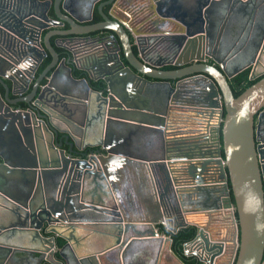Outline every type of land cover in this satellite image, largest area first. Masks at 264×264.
Returning a JSON list of instances; mask_svg holds the SVG:
<instances>
[{
  "label": "water",
  "instance_id": "water-1",
  "mask_svg": "<svg viewBox=\"0 0 264 264\" xmlns=\"http://www.w3.org/2000/svg\"><path fill=\"white\" fill-rule=\"evenodd\" d=\"M150 1L172 32H136L103 5V21L83 24L70 0H0V264L31 251L71 264L63 251L55 258L66 246L74 264H161L167 251L186 264L171 234L191 226L186 256L264 264V76L238 96L230 83L253 63L250 78L264 75V28L256 60L231 72L216 54L220 10L254 0ZM151 78L170 88L157 106L143 96ZM123 128L156 133L154 150L135 154L116 140ZM135 158L150 197L133 219L112 175ZM15 174L27 184L21 197L1 186ZM84 234L95 238L79 251Z\"/></svg>",
  "mask_w": 264,
  "mask_h": 264
},
{
  "label": "crops",
  "instance_id": "crops-1",
  "mask_svg": "<svg viewBox=\"0 0 264 264\" xmlns=\"http://www.w3.org/2000/svg\"><path fill=\"white\" fill-rule=\"evenodd\" d=\"M109 0H75L71 2V8L74 9V11L77 13L78 17L83 18L82 22L83 24H92L97 23L100 21H103V15L100 10V6H102L103 11L108 15H114L118 16L120 19H122L126 24L130 26V28H133L136 32H151L156 31H173L174 27H167V22L163 21L161 17L156 20L155 23L151 24L150 21L147 20V18L144 20V16H146L148 13L151 14V16L156 17L157 12L154 8H151L149 5H143V0H118L116 5H112L111 3H108ZM142 4H141V3ZM254 4H248L247 6H244L243 9L240 12L229 10L227 6L222 8L220 12L217 15V21L220 23V28L218 25V30L220 33L221 43L219 44L221 57L228 65V68L231 72H233L236 68L242 67L246 65L253 57L255 53L256 46L251 42L253 35H255V31L252 33L249 32L248 25L250 21H248L251 17L256 19L260 16H264V3L261 0H254ZM143 11H145L143 13ZM52 14H54V10L51 9ZM64 13L68 14L67 10H64ZM238 15L241 13V18H243V21L234 22L231 24H228V17L230 14ZM159 16V15H158ZM95 17V18H94ZM238 17V16H237ZM246 22L244 23V20ZM264 20V18H262ZM246 27V29H245ZM168 28V29H167ZM51 29V28H50ZM44 30L43 34L46 33L48 30ZM251 30V27H250ZM56 37H53L54 39ZM152 57L154 60H157L160 58V56H164V54L152 51ZM161 54V55H160ZM64 55H62L63 57ZM49 60V62L41 69L39 67L36 75H39L44 71V69L48 66V64L52 60V54L49 52L48 55L44 58L41 64ZM93 70H97V68H93ZM53 71L50 72V74ZM65 73V72H64ZM61 73L60 74V81H65L68 79L66 74ZM154 83L143 85L145 86L144 89V97H148L151 101H153V104L157 106L158 102L162 103L161 101H164V99L167 98V93L169 91V86L166 83V80H154L151 78ZM172 84H175L176 80H170ZM205 84H207L205 81H202ZM2 89V93H5L4 87L0 86ZM29 92V91H28ZM25 93V94H28ZM10 96L12 98L17 97L16 95L10 93ZM148 99V100H149ZM149 100V101H150ZM152 104V103H151ZM164 105V103L162 104ZM121 128V127H119ZM116 133V140H120L118 138H121L123 140H128L127 144L131 145V149L135 154H138L139 156H146L150 152H152L155 148L156 143V133L147 130V131H141L139 134H134L132 137V133L129 132L128 129L123 128L121 131L115 130ZM129 132V135H127ZM97 134L95 135V137ZM94 140L92 138H88L87 140ZM137 155V156H138ZM140 159L136 160L133 159L135 163H132L126 167V169H120L118 166H114L115 173L112 175L114 178L115 185H114V192L115 196L119 200V206L122 211L123 216H126L127 218H139L140 208L139 206L145 204L147 200L150 197V191L147 186V182L145 180V177L142 175L143 171L146 170V167L144 164H141L142 162L139 161ZM147 171V170H146ZM6 183V187L1 184L3 188L6 190H9L11 193H13L16 197H21L22 192L24 191L26 187V182L20 178L19 174H15L13 178H9ZM0 195H2L0 193ZM2 205V202L0 201V207ZM139 205V206H138ZM12 238V237H11ZM93 235L89 239V236L84 234L82 238H79V244L76 243V248L79 249V251L82 250L81 245H87L91 241H94ZM23 240V244H25L27 241L25 238H12V242L21 243L20 241ZM25 241V242H24ZM65 241V240H64ZM66 242V241H65ZM139 247H137V251H145L144 247H141L142 244H137ZM60 251V250H59ZM34 253V251H32ZM31 252V253H32ZM64 252V251H63ZM69 259H72L73 257V248H69L67 251ZM66 252V254H67ZM36 253V252H35ZM61 254V253H60ZM59 254V255H60ZM167 254L170 258V261L162 262L161 264H181L177 259L169 252L167 251ZM62 260H64L63 255ZM189 257V256H188ZM20 260V259H19ZM23 260V259H22ZM65 262V260H64ZM19 264H29L28 259H25L21 261ZM66 264V262L64 263Z\"/></svg>",
  "mask_w": 264,
  "mask_h": 264
},
{
  "label": "flooded vegetation",
  "instance_id": "flooded-vegetation-1",
  "mask_svg": "<svg viewBox=\"0 0 264 264\" xmlns=\"http://www.w3.org/2000/svg\"><path fill=\"white\" fill-rule=\"evenodd\" d=\"M72 1H75V0H70V5H71V2ZM256 1V0H255ZM261 1H263V3H264V0H261ZM117 2H118V0H117ZM117 2H113V3H111L112 5H116V3ZM141 3V2H140ZM252 4H254L255 2H251ZM250 3V4H251ZM142 4V3H141ZM249 4V5H250ZM143 5H151V1L150 0H143ZM152 8V7H151ZM53 9V8H52ZM51 12V11H50ZM232 12V11H231ZM52 14V13H51ZM238 16V17H237ZM111 17H118V16H114V15H111ZM257 17V16H256ZM256 17L255 18H253V17H251L248 21H250L249 22V24L248 25H250L251 24V26H248L249 27V32H251L252 30V33L255 31V35H253V37H252V40H251V42L253 43V44H255V46H256V49H255V53H254V55H253V57H252V59L250 60V61H252V60H256V55H257V58H258V56L260 55V50H262V44L260 43V40H261V36H260V34L262 33V29L264 28V20L262 19V18H264V16L263 15H260L257 19H256ZM81 18V17H80ZM95 18V17H94ZM147 18V20L148 21H150L149 23H155L156 22V20L157 19H159V17L158 16H156V17H154V16H151V14H149V15H146V16H144V20ZM157 18V19H156ZM228 19V24H231V23H234V22H238V21H243V18H241V13L240 14H238V15H234V14H230V16L227 18ZM82 20H83V18H82ZM246 20L247 19H245L244 20V23L246 22ZM250 27H251V30H250ZM51 28V29H50ZM50 28H47V29H50V30H55V29H57L58 27L57 26H53V27H50ZM245 29H246V27H245ZM50 30H48L46 33H48ZM45 34V33H44ZM220 34V33H219ZM133 37H134V33H133ZM260 44H261V46H260ZM220 46V45H219ZM218 46V47H219ZM218 52L216 53V54H218V55H220L221 56V53H220V49L218 48ZM157 60H161V57L159 58V59H157ZM212 59H210V61H211ZM156 61V60H155ZM44 64V63H43ZM43 64H40V67L43 65ZM254 65V63L251 65V66H249V67H247V68H250V69H252V66ZM263 65H264V63H263ZM167 66H174L173 68H166ZM180 66H177V65H174V64H170V63H167V64H165L164 66H163V68H166V69H175V68H179ZM247 68H245V69H247ZM244 70V69H243ZM242 70V71H243ZM240 73V72H239ZM262 76H264V75H262ZM24 103V105H25V102H23ZM25 107H26V105H25ZM167 234H170V232L169 233H167ZM58 241H59V239H57V246L59 247V245H58ZM66 243V242H65ZM64 243V244H65ZM64 246V245H63ZM63 246H60L61 247V249H62V247ZM69 246H66L64 249H62V250H58V251H56L55 252V258L56 259H60V260H62L61 258H62V256H61V254L63 255V252L62 251H64V253H65V255H68V250H69ZM1 251V250H0ZM32 252V251H31ZM31 252H24V253H22V254H19V256H20V260L18 259V255H13V263L14 264H19L21 261H23V260H25V259H28V263L29 264H45V263H47V262H49V261H47V260H45V259H48V258H50V257H46L43 261H41V258H40V255L38 254V253H31ZM66 252H67V254H66ZM61 253V254H60ZM17 254V253H16ZM60 254V255H59ZM59 256H61V258L59 257ZM23 259V260H22ZM170 261V258H169V256H168V254L166 253V258H165V261ZM65 263V262H64ZM75 262H74V260H73V257H72V259H71V264H74Z\"/></svg>",
  "mask_w": 264,
  "mask_h": 264
},
{
  "label": "trees",
  "instance_id": "trees-1",
  "mask_svg": "<svg viewBox=\"0 0 264 264\" xmlns=\"http://www.w3.org/2000/svg\"><path fill=\"white\" fill-rule=\"evenodd\" d=\"M137 51V50H136ZM49 62L47 60L42 65L41 69ZM174 66H167L166 68H173ZM251 69L247 68L241 71L240 73L236 74L230 79V83L232 85V88L234 90V93L236 96L240 95L246 88L251 86L254 82H256L258 79H260L263 76H260L256 79L250 78ZM171 234V233H170ZM196 234V228L191 226L184 228L180 230L177 233H173V244L172 248L173 250L184 260L186 264H204L202 261H200L197 257L192 256L188 257L184 254V243L190 239H192ZM65 243L64 239L59 238L58 245L63 246ZM61 248V247H60ZM61 258V256H59ZM45 264H52L50 262H47Z\"/></svg>",
  "mask_w": 264,
  "mask_h": 264
},
{
  "label": "rangeland",
  "instance_id": "rangeland-1",
  "mask_svg": "<svg viewBox=\"0 0 264 264\" xmlns=\"http://www.w3.org/2000/svg\"><path fill=\"white\" fill-rule=\"evenodd\" d=\"M145 11H143V13H144ZM150 13H148L147 15H149Z\"/></svg>",
  "mask_w": 264,
  "mask_h": 264
}]
</instances>
